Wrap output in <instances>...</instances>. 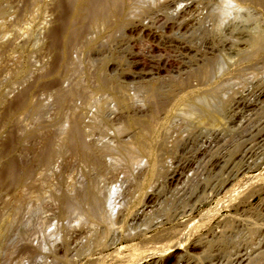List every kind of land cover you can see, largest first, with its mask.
<instances>
[{
	"label": "bare ground",
	"instance_id": "6f19581e",
	"mask_svg": "<svg viewBox=\"0 0 264 264\" xmlns=\"http://www.w3.org/2000/svg\"><path fill=\"white\" fill-rule=\"evenodd\" d=\"M200 2L208 6L213 4L214 8L205 15L199 12L194 16L198 9L194 12L187 10L196 5V0H61L57 2L56 8L61 11V17L59 16L61 27L52 28L48 32L52 42L58 37L63 42L60 63L64 64L63 68L66 71H69L67 52L74 40L87 39L85 41L91 46L93 44L86 36L88 37L92 31L93 25L99 22L103 27L111 26L113 25L111 19L114 18L117 20L116 29L124 30L132 25L130 20L136 12H140L136 13L138 16L145 14L144 19L138 20L139 23H144L148 19L149 24L155 25L161 18L163 27L169 24V29L177 31L171 43L176 42L175 40H185L184 47L186 38L178 31L187 29L192 23L195 25L199 20L200 24L209 22L210 33L215 38L224 39L222 33L229 31L235 54L233 59L228 60L229 65L217 67L218 69L214 68L210 59L200 64L196 61L193 64L195 68L190 69L183 77H155L162 70L158 72L151 70L146 74L132 71L123 75L107 72L105 67L98 68L99 70L97 69L91 77L88 92L84 94L83 109L76 106L78 104L75 103V98L79 91L77 92L75 86L63 89L65 87H60L55 80L42 84L45 88L55 89L54 102L58 119L64 114L63 121L57 123L53 121L56 124L54 129L60 135L59 140L55 141V133L39 134L42 130L38 131V127L40 129L46 127L48 122L43 121L44 124L39 120L38 116H42V113L40 114L42 109L32 106L28 99L31 87L28 86L27 81L36 73L33 70L35 62L26 55L25 42L21 45L9 40L4 42L6 14L13 6L9 7V0H0V53L10 51L12 54H18V57L14 55L15 60H12L14 68L6 67L8 71L17 73L14 80L10 81V87H21L13 100V107L21 113L36 112L35 116L37 115L38 119L34 118L41 123L37 128L23 130L22 137L10 136L4 141L0 140V187H5L12 193L14 201L11 202L13 215L6 216L5 222L2 220L4 225L0 222V249L7 246L5 240L8 237L5 233L12 227L16 216L23 212L26 190L30 186L41 185L53 172L57 173L60 182L57 193L55 191L60 215L62 217L74 215L79 222L81 220L85 225L88 224L89 229L85 228L88 230L85 236L57 238L58 244H54L55 247L51 250L46 251L42 248L46 252L42 253V257L39 255L40 264H163L164 253L173 247L166 249L154 248L151 245L147 247L146 245L151 242L148 243L150 239L144 235L149 229L142 228L143 222L148 215L165 211L167 217L171 215L177 217L185 215L188 210L183 208L178 211L179 207L172 208L173 200H168L169 197L165 194L162 195L164 189L170 190L174 187L175 196L185 193L186 190H190L194 195L199 192L201 195L198 198H201L203 204L214 200L222 192L224 198L230 196L237 198L245 190L250 189L253 179L248 174L258 165L256 156L260 149L264 148V135L259 136L261 139L255 144L256 146L245 140L239 142L235 139V135L240 136L249 129L248 125L254 119L251 118L253 111H256L259 117L255 118L259 122L262 120L260 123L264 129V102L260 101V98L264 97V87L259 88L261 90L255 100L245 98L246 95L238 96L236 92L232 104L229 105L230 101L226 100L228 96L223 100L220 98L222 81L219 80L223 77H231L238 80L240 86H245L247 82L244 81L248 74L249 76L258 74L264 78V0H200ZM29 4L27 10L34 9L32 11L36 16L33 17L39 16L43 7L37 2ZM132 30H135V26ZM17 38L18 36L15 40ZM225 41L227 42L228 39ZM181 43L179 46L182 45ZM87 48L89 50V47ZM134 57L132 55L130 58ZM131 64L135 67L141 65L140 62ZM55 68L51 71L56 72ZM47 71L46 74L49 72ZM251 78L255 80V77ZM243 112L248 114L243 115ZM50 123L52 124L51 121ZM51 124L48 126L52 127ZM181 124L188 133V137H184L183 141L176 134ZM232 124L235 125L233 131ZM33 138H38V141L31 142ZM257 149L260 151L257 152ZM76 170L82 178L78 187L76 182H72V174ZM120 178L122 186L124 183H131V190H129L130 200L119 205L116 199L121 197V194L115 185ZM230 183H233L232 187L226 189ZM72 191L73 194H70ZM138 195L146 197L143 204L133 202L132 199ZM214 202L215 205L222 204L217 198ZM193 210L194 206L189 212ZM208 213L206 212V215ZM209 214L210 217L213 215ZM150 227H155V224ZM250 227L253 230L264 229V219L252 223ZM22 237L25 241L24 236ZM136 240L139 241L135 243ZM117 243L120 244L119 248L114 247ZM124 243L125 246L121 245ZM22 244L20 246L22 252H32L28 243L22 242ZM2 254L3 251L1 256H4ZM35 255L33 253L31 256L33 259L29 260L35 262ZM199 260L202 262L209 260L208 264L218 263L216 258L207 252ZM166 262L168 263L167 260L164 263ZM232 264H264V250L257 249L251 254L245 252L232 255Z\"/></svg>",
	"mask_w": 264,
	"mask_h": 264
},
{
	"label": "rangeland",
	"instance_id": "374dc122",
	"mask_svg": "<svg viewBox=\"0 0 264 264\" xmlns=\"http://www.w3.org/2000/svg\"><path fill=\"white\" fill-rule=\"evenodd\" d=\"M59 1L61 0H9V7H13L7 10V18L5 21L6 27L4 26V42H7L9 40L13 41L14 44L18 43L20 45L22 44V42H25L24 48L26 51V55L29 56V58L31 57L30 60L33 59L32 61L35 62V67L33 68V70L34 73H36L35 75L33 74V77L29 78L27 81L28 86L31 87L28 99L32 106H37L38 109L43 110H41L40 112V114L42 113V116H38L39 120H42V123L48 122V124L50 125L51 121L52 124H54H51L52 127H49L48 124H46L47 126H45L49 127L47 129L46 127H41V129L40 127H38V131L42 130L39 131V134H43V132L44 134L48 132H52L53 134L55 133V141L59 140L60 135H58L56 130L54 129L56 125L54 122L57 123L60 120L63 121L64 114L60 116L61 118L59 117L60 119H58V112L56 111L57 109L54 102L55 89L45 88L43 86L44 84L54 82L55 80V82H58L60 87H65L63 89L75 86L74 88L77 89V92L79 91L76 96L77 98H75V103L78 104L76 106H78L80 109H83V101L85 98L84 94L88 92V88L90 87L89 84L92 80L91 77L96 73L98 68L103 69V67H105V69L108 70L107 72L123 75L124 73H131L132 71H138L146 74L151 70H155L154 72L162 70L161 72H158L160 74L155 77H183L190 69L195 68L193 64L196 61H198L200 64L203 61L210 59L213 61L214 68L218 69L220 67L229 65L228 60H230V58H234L235 53L234 48H232V35L229 36V31L222 33V37L225 38L220 40L219 37L215 38L213 37L212 33H210L211 27L209 26V22L200 24L199 20L195 25H192V23L190 27H187V29L185 28L178 31V33L180 32V35H184L186 38L185 48L183 45V43H185V40H175L178 43H171V41H173V36L177 33L176 29H169V24H165L166 27H163V20L161 18L155 25H153L152 23L149 24L148 19L147 21L145 20L144 23H139L141 19H144L145 14L143 16H138L137 14H139L140 12H136L137 14L134 13L135 16L133 15V17H131L132 19L130 20L132 25L130 24L129 27L124 28V30H120L121 32L116 29L115 21L117 20L114 18L111 19V22L113 24L111 26L104 25L105 27H103L102 24H99V22L93 25L94 29L93 27H91L92 31L88 34V37L86 36V38H89V40L92 42V47L90 46V44H87V41H85L87 39L84 40L83 38H81L74 40L72 42V45L68 49L69 51L67 52L66 57L67 60H69V71H66L63 68L64 64L62 65L60 63L61 54L63 52V42L60 37L52 42V39L49 36V32L52 30V28L57 29L61 27V11L56 8V4ZM27 2L28 4L37 2L43 7L42 12L39 14V16L37 15V17H33L36 16L33 12L34 9H32L33 11L29 10V12L27 9L30 6H28ZM212 8H214L213 4L208 6L205 3L200 2V0H196V5L191 7V10L189 9L187 11L194 12L195 9H198L196 13H194V16H196L199 12L205 15L209 10L211 11ZM203 9L206 12H204ZM20 11H22V13ZM7 23L10 25H7ZM134 26L135 30L133 31L132 28ZM224 29L227 30L226 27H224ZM26 34H28L29 36ZM25 35L27 37H25ZM17 36L18 38L17 40H15ZM165 36H168L169 39L168 37L165 38ZM25 39L27 41H25ZM227 39L228 41L226 42L225 40ZM165 41H168V44ZM158 42L159 44H157ZM180 43L182 45L179 46ZM84 44L86 45V47ZM229 45H231V47ZM87 47H89V50ZM231 49L233 50V52ZM183 50L185 51L183 52ZM14 55L15 54H12V52L10 51L0 53V140L3 141L6 140L5 138H8L10 136L18 138L22 137L23 135L21 136V132H23V130L25 131L32 128L34 129L41 124L39 123V120H36L38 119L37 115L35 116L36 112L28 111L26 113H21L19 110H16V108L13 107V100L20 92L19 88H21H16L15 86L10 87V81H13L14 77H16L17 75V73H14V71L7 70V68H14L12 60H15V57H18V54L16 53L15 57ZM132 55L135 57L130 58ZM164 59L166 60V62H169L166 63ZM162 60L164 64L162 63ZM56 61L58 62L56 63ZM132 62H140L141 65L139 64L140 66L138 65L137 67H135L131 64ZM163 65L165 66L163 67ZM53 67H56V72L51 71L54 69ZM47 70L49 72H52V74ZM45 71H47L51 75H49L48 73L46 74ZM40 73L44 75L46 74L47 76L45 75L46 77H43ZM254 74L256 75V73ZM257 75H246V81H244L247 82L246 84H244L246 87L242 85L240 86L241 83L238 82V80L236 81V79H232L231 77H223L220 78V80L217 78V80L222 81L220 98L223 100L224 97L226 98V96H228V99L226 98V100L230 101L229 105H231L232 98L237 92L238 96L244 97L246 95L245 98L255 100L257 98V93H259V91L261 90L259 88L264 87V78L261 75ZM251 77H255V80H251ZM238 85L240 87H238ZM13 88H15L16 90H13ZM237 95L235 97H237ZM262 98L264 99V97ZM262 98H260V101L264 102ZM245 114L247 115L248 113L243 112V115ZM256 116V111H253L251 118L254 119L251 120V123L248 125L251 128L249 127V129H247L246 132L240 134V136L235 135V139L239 140V142L245 140L247 141V143L256 146L255 144L258 143V141L261 139L259 136L262 134L264 135V129L262 128V125L260 123L262 122V120H260L259 122L257 119L259 117L257 116V118H255ZM256 120L258 122H256ZM252 121L255 124L252 123ZM181 125H179L178 130L176 129V134L179 135L183 141L185 140L184 137H188V133L187 131H185V126ZM252 128H254L255 130H253ZM234 129L235 125L232 124V131ZM36 141H38V138L31 139V142L36 143ZM189 146H191V144H189ZM193 148L194 147H192V149ZM260 150L257 151L260 152L257 153L258 155L256 156L258 165L253 168L248 174V176H252L253 185L250 186V189L248 188L241 195L237 196V198H233V196H230L232 198V201L230 197H226L227 199L224 198V196H222V192L220 194L221 196L219 195L216 198L220 203H224L223 205L219 202L218 204L220 205H215L214 201L216 198L214 200H211L210 202L203 204L201 202V198H198L201 195L199 192L194 195L191 194L190 190H186V194L180 193L179 195L175 196V194H173L175 192L173 190L174 187H171L170 190H163L162 195L165 194L166 197H169L168 200H173V202H171L172 208L179 207L178 211L182 210L183 208L185 210L188 209L187 213L183 216L178 215L177 217H175L176 215H171L167 217L166 212L164 211L159 214L156 213L155 215L146 216L143 222L142 228L149 229L147 231V234L144 235L147 239H150L148 243L151 242L149 245H146L147 247L150 245L154 248L160 247L164 249L173 247L168 249L164 253L162 261L163 264H208L209 260H203V262L199 260L206 254V252L214 256L219 264H232V255H236L237 253L244 254L245 252L251 254L257 249H260V251L264 250V229L261 228L258 230H253L250 227L252 223H256L260 221V219H264V148ZM180 151L181 150H179V152ZM72 178V182H76L75 184L78 187L82 182V178L77 170L72 174ZM120 180L121 178L115 185L121 194V197L119 196L116 199V203H118L119 201V205L124 201L128 202V199L130 198L129 190H131V183H124V185L122 186ZM59 185V177L57 173L53 172L52 174L48 175V178H46L41 185L30 186L28 190H26L27 193H25L26 195H24V197L26 198L23 207L24 209H22L23 212L19 214V216L21 215L20 217L16 216L15 220L13 221L12 227L5 233V236L8 237L5 240V244H8L7 246L5 245L6 248L3 247L2 249H0V251H3L2 255H4L1 256V251L0 264H33L34 261L29 260L33 253L34 255L36 253L34 258V260L36 261L34 262V264H40V256L42 255V253L51 250L53 247H55L56 244H58V242L56 241H59V239L57 240V238L61 236H85V233L88 232V224L85 225V223H83V221L81 220L80 223L76 219V216L73 215L69 217H62L60 215L59 205L55 197V194L57 193L56 190L58 189ZM232 185L233 183H230V185L227 186L226 189H230ZM70 194H73V191L70 192ZM12 199L13 194L8 192L5 187H0L1 225H4L3 223L5 222L6 216L9 217L13 215V213H11L12 205L14 203ZM132 200H134L133 202L135 204H143L146 200V197L138 195L135 199ZM189 200H191L192 202ZM192 206H194V210L190 213L189 210ZM208 211H210L209 213L213 214L211 215V217ZM206 212L208 213L207 215ZM200 218L202 219L200 220ZM2 220H4V222ZM153 224H155V227L151 228L150 226H153ZM189 228L190 231H188ZM179 235H182V237ZM16 236H18L19 238H17ZM20 236H24L25 241H23V237L21 238ZM25 236L28 237V242ZM18 239L21 240L19 241ZM21 241L24 242V244L28 243L27 245L30 246L32 252H22L20 247L22 244ZM138 241L139 240H136L135 243H137ZM119 245L120 244L117 243L114 247H118ZM121 245L125 246L126 244L124 243ZM42 248H44L46 251L44 249L42 250ZM11 249H13L14 251ZM5 250L7 251L5 252ZM10 253L12 254L11 256ZM218 257L220 260L218 259ZM234 258L235 256H233V259ZM165 260H167L168 263H164Z\"/></svg>",
	"mask_w": 264,
	"mask_h": 264
}]
</instances>
